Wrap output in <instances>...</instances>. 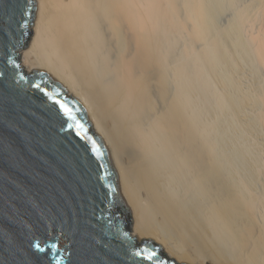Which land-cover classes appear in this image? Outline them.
Returning <instances> with one entry per match:
<instances>
[{
    "label": "bare ground",
    "instance_id": "bare-ground-1",
    "mask_svg": "<svg viewBox=\"0 0 264 264\" xmlns=\"http://www.w3.org/2000/svg\"><path fill=\"white\" fill-rule=\"evenodd\" d=\"M212 2L34 0L23 64L81 105L137 239L180 264H264V164L214 118L264 126V81L242 87L244 63L264 74V0L226 27Z\"/></svg>",
    "mask_w": 264,
    "mask_h": 264
},
{
    "label": "water",
    "instance_id": "water-1",
    "mask_svg": "<svg viewBox=\"0 0 264 264\" xmlns=\"http://www.w3.org/2000/svg\"><path fill=\"white\" fill-rule=\"evenodd\" d=\"M34 0H0V264H157L130 234L101 139L51 78L21 68ZM67 245L60 248V241Z\"/></svg>",
    "mask_w": 264,
    "mask_h": 264
},
{
    "label": "rangeland",
    "instance_id": "rangeland-1",
    "mask_svg": "<svg viewBox=\"0 0 264 264\" xmlns=\"http://www.w3.org/2000/svg\"><path fill=\"white\" fill-rule=\"evenodd\" d=\"M213 2H212V5L214 4V21H216L215 22V24H217V26L218 27H224L225 25L226 26H228V25H230L231 23H233L235 20H233V19H235L236 18V14H237V12H238V10L239 9H241L244 5H246V4H248L249 2H250V0H212ZM216 2V3H215ZM218 2V3H217ZM244 2H246V3H244ZM235 4V5H234ZM220 5V6H219ZM238 5H239V7H238ZM216 6H218V7H216ZM213 7V6H212ZM234 7V8H233ZM217 12V13H216ZM217 15V16H216ZM216 16V17H215ZM235 16V17H234ZM230 22V23H229ZM222 25H224V26H222ZM225 26V27H226ZM30 41V40H29ZM29 44V43H28ZM23 52H24V49H22L21 51H19L18 52V61H19V65L21 66V68H24L25 66H24V64H23V61H24V58H23ZM254 64V63H253ZM251 64H247V63H244V69H243V71L242 72H244L245 74H244V78H243V81H242V84H243V89H247V87L249 86V88L248 89H250V87H255V85H256V83H257V81H258V83H262L263 81H264V74H262V72L261 73H258L257 75L255 74L254 75V72H255V70H254V68H253V65L252 66H250ZM252 70V72H250L251 70L248 68V67ZM255 67V66H254ZM247 68V69H246ZM254 70V71H253ZM258 71V72H259ZM248 74V75H247ZM263 75V76H262ZM257 79V80H256ZM258 79H260V81L258 80ZM251 83V84H250ZM217 88V92H219V93H221V90H220V88L218 87V86H216ZM253 89V88H252ZM67 95L68 96H71V95H69L68 93H67ZM72 97V96H71ZM216 112H217V114H216ZM215 112V120L218 122L219 121V129H220V131L218 132V136L220 137V138H223V139H228V140H226V143H230V145L229 146H233V147H231L232 148V150L235 152V150H237L235 153H238V151L240 152H242V150L243 149H247L246 151L244 150V152H246V154L248 155H246V160H247V163H252V164H249L250 166H253L252 168H256V169H258V167L261 165L262 166V163L264 164V157L262 156V155H264V126L263 125H259V124H256V127H254L253 128V132H255V134L253 135V132L251 133V132H249V131H247V129L245 128V126L244 125H242V124H240V122H238L237 120H236V122L235 121H233V118H232V115L229 113V112H220V111H216ZM221 113V114H220ZM226 113V114H225ZM228 115H230V116H228ZM230 118V119H229ZM221 120V121H220ZM229 120L231 121V124H229L228 125V123H230L229 122ZM232 122H235L236 124H232ZM89 123V122H88ZM221 123V124H220ZM227 123V124H226ZM227 125V126H226ZM231 125V126H230ZM223 126V127H222ZM229 126V127H228ZM242 127V128H240V127ZM226 128V129H225ZM228 128V129H227ZM240 128V129H239ZM90 129L94 132V130L92 129V127L90 126ZM225 131V134H223V132ZM232 133V134H231ZM257 133V134H256ZM221 134V135H220ZM228 136H227V135ZM223 135V136H222ZM247 135V136H246ZM229 136H230V138H229ZM240 136L242 137L241 139H240ZM244 137V138H243ZM262 137V138H261ZM232 138V139H231ZM246 138V139H245ZM252 138V139H251ZM233 139H235V140H233ZM237 139V140H236ZM239 139V140H238ZM245 139V140H244ZM244 140V141H243ZM235 141V142H234ZM247 141V142H246ZM259 141V142H258ZM263 141V142H262ZM240 144H239V143ZM242 142H244L243 144H242ZM232 143V144H231ZM239 145V146H234V145ZM250 144V145H249ZM257 145V146H256ZM250 148H249V147ZM239 147V148H238ZM246 147H248V148H246ZM255 147H257L256 149H255ZM263 149H261V148ZM260 148V149H259ZM250 150H251V152H250ZM255 150H257V151H255ZM260 151H262V152H260ZM259 152V153H258ZM257 154V155H256ZM251 155V156H250ZM253 155V156H252ZM257 156V157H256ZM259 156V157H258ZM262 156V157H261ZM253 157H254V159H253ZM258 159V158H260V159H258L259 160V162L261 163V164H258V161L256 160V158ZM263 158V159H262ZM251 159H253L252 161H251ZM254 160L256 161V162H254ZM263 161V162H262ZM256 164H258L259 166L257 167V165ZM256 167H255V166ZM260 166V167H261ZM262 167H264V166H262ZM129 230H130V234L133 236V237H135L136 238V236L134 235V233H133V226H132V224H130V226H129ZM137 239V238H136ZM137 240H139V239H137ZM142 240H146V239H142ZM142 240H139V242H141ZM157 244V243H156ZM65 245H67L66 244V242L65 241H63V240H61L60 241V248H62V247H64ZM163 251H164V249H163ZM165 254V253H164ZM168 257V256H167ZM170 258V257H169ZM170 259H172V258H170ZM174 260V259H173Z\"/></svg>",
    "mask_w": 264,
    "mask_h": 264
},
{
    "label": "snow or ice",
    "instance_id": "snow-or-ice-1",
    "mask_svg": "<svg viewBox=\"0 0 264 264\" xmlns=\"http://www.w3.org/2000/svg\"><path fill=\"white\" fill-rule=\"evenodd\" d=\"M136 255H138V256L142 255L143 259H146L148 261L155 260L157 262V264H163V262L159 260L158 253L156 252V250L154 248L147 250V252H145L143 254L138 252V253H136Z\"/></svg>",
    "mask_w": 264,
    "mask_h": 264
}]
</instances>
